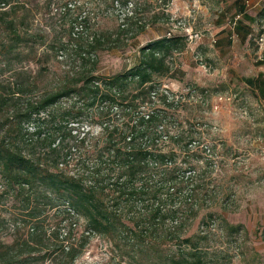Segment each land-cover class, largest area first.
<instances>
[{"label": "trees", "instance_id": "trees-1", "mask_svg": "<svg viewBox=\"0 0 264 264\" xmlns=\"http://www.w3.org/2000/svg\"><path fill=\"white\" fill-rule=\"evenodd\" d=\"M12 2L0 0V21L8 31L0 53L20 63L22 48L34 58L36 41L19 34L12 17L19 2ZM238 11L245 20H255L241 6ZM256 17L264 19V6ZM243 26L238 20L234 29ZM184 40L164 36L148 41L138 48L134 65L109 76L95 73L101 46L79 49L75 66L56 88L43 93L36 91L37 77L30 72L17 70L12 82L0 81L2 193L19 200L27 219L14 225L10 243L0 239V264H43L47 259L72 264L92 236L109 244L117 263L229 264L230 256L214 246L215 233L205 229L213 214L199 222L205 228L191 231L201 205L212 198L188 159L199 145L183 141L158 105L170 108L178 102L158 78L169 75L166 59L184 48ZM101 42L88 40L91 46ZM261 77L243 81L263 93ZM90 113L98 115L96 133L88 130L91 126L78 128L90 121ZM166 143L177 148L166 151ZM219 217L226 236L242 230Z\"/></svg>", "mask_w": 264, "mask_h": 264}, {"label": "rangeland", "instance_id": "rangeland-1", "mask_svg": "<svg viewBox=\"0 0 264 264\" xmlns=\"http://www.w3.org/2000/svg\"><path fill=\"white\" fill-rule=\"evenodd\" d=\"M16 2L19 8L12 17L19 34L35 38L36 55L32 59L22 48L19 63L0 53V81L12 82L17 70L25 75L30 72L37 77L39 93L58 86L66 71L75 66L79 49L101 46L96 51L95 73L109 76L134 65L138 48L148 41L166 34L185 39L184 48L166 59L169 75L158 78L161 88L178 102L170 108L158 105L166 110L167 120L171 119L183 141L191 139L193 147L199 145L188 159L203 176L207 196L212 198L206 196L191 231L205 228L199 222L213 214L215 219L205 229L215 233L214 246L230 256L229 264H264V19L256 17L264 0H129L128 6L122 0H13V5ZM240 6L255 18L245 20L239 13L249 36L243 42L235 41L236 37L211 41L210 34H235L228 22ZM4 34L8 31L0 21V42H6ZM90 37L102 38V42L91 46ZM9 59L11 63L2 67ZM259 74L263 93L243 81ZM89 115L90 121L83 120L78 128L85 131L84 125L91 126L88 130L96 133L98 115ZM166 144V151L177 148ZM175 152L180 162L182 155L178 149ZM3 189L0 181V239L10 243L14 225L27 219L19 200L2 193ZM220 215L242 230L226 236ZM117 260L102 237L92 236L72 264H127ZM43 264L52 262L47 259Z\"/></svg>", "mask_w": 264, "mask_h": 264}, {"label": "crops", "instance_id": "crops-1", "mask_svg": "<svg viewBox=\"0 0 264 264\" xmlns=\"http://www.w3.org/2000/svg\"><path fill=\"white\" fill-rule=\"evenodd\" d=\"M237 15L240 16L241 14H237ZM239 19L241 20V18H239ZM242 24L244 25L243 28H242V31H239V30L238 31H235L234 27L232 29L228 25V28H230L231 30H233L235 34H233V33L232 34L220 33V34H214V35L213 34H210L211 35L210 40L213 41V42H215L216 40L219 41V40H223V39H227V38L231 39V38L236 37V40L235 41L239 40V42H243L249 36V33H248L249 31H248V28L245 26L244 22H242ZM220 31H223V29H221V30H219L217 32H220ZM225 32H227V31H225ZM232 43H234L233 40H232Z\"/></svg>", "mask_w": 264, "mask_h": 264}, {"label": "built area", "instance_id": "built-area-1", "mask_svg": "<svg viewBox=\"0 0 264 264\" xmlns=\"http://www.w3.org/2000/svg\"><path fill=\"white\" fill-rule=\"evenodd\" d=\"M128 5H131V3L128 1V4H127V6ZM127 14H131V10H129L128 12H127ZM238 19H239V15H235L234 17H233V19H232V21L231 22H228V25L230 26V27H234L235 26V24L237 23V21H238ZM166 37H169V34H166ZM262 39L260 38V41H261ZM204 67V66H203Z\"/></svg>", "mask_w": 264, "mask_h": 264}]
</instances>
